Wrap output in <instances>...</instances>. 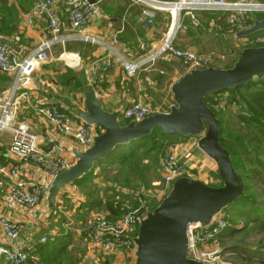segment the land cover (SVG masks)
I'll return each mask as SVG.
<instances>
[{
	"label": "crops",
	"instance_id": "obj_1",
	"mask_svg": "<svg viewBox=\"0 0 264 264\" xmlns=\"http://www.w3.org/2000/svg\"><path fill=\"white\" fill-rule=\"evenodd\" d=\"M35 1L0 0V41L8 44L20 58L31 54L48 35L42 14L31 10ZM53 1L61 20H66V5L62 0ZM90 1L96 3L95 10L89 25L81 32L105 40L116 37L118 43L115 48L127 61L135 62L161 44L169 25L167 14L155 12L149 24L150 16L142 14L144 7L141 4L130 0ZM198 16L202 21L215 20L219 28L211 30L196 27L187 20V29L177 32L173 45L200 54L208 59L212 67H228L220 65V58L230 57L228 60L234 61L238 42L234 34L227 31L225 18L217 13L206 12ZM253 19L254 16L249 17L250 21ZM105 56L103 48L84 41L54 46L32 74L30 83L14 98L17 109L15 121L28 126L29 131L37 137V145L41 150L51 145L57 146L60 151L56 155L61 156L69 166L76 161L75 152L83 151L85 146L74 136L55 130L39 109L56 105L72 118V129L75 131L77 125L83 123L77 115L85 112L83 88L89 84L103 108L109 112H118L120 119H124L122 112L135 102L148 106L154 113L167 112L173 104L170 88L187 71L185 63L166 54L158 58L150 68L138 69L133 76L127 75L117 59L112 60L111 67H100L94 74L92 67L95 64L101 66ZM10 84L11 75L0 71V96ZM95 129L96 133L101 132L97 126ZM10 138L8 131L0 135V215L17 222L21 231L17 239L10 240L0 229V245L27 249L36 245L42 235L51 237V241L63 235L68 236L69 240L59 264H127L132 259L131 249L106 248L87 240L82 232L92 219L117 218L106 209L107 203H121L122 210L128 209L127 202L135 203L132 191L126 185H117L104 179L105 172H118L109 168L107 170V167L114 161L119 163L124 148L118 147L117 152L97 162L91 172L79 180L84 181L81 186L74 182L64 187L51 210L47 207L45 192L36 208H26L3 200L12 181L9 171L16 167L19 178L25 183L41 184L46 186V190L52 179L39 166L25 162L11 153ZM191 147L188 141L178 145L174 152L180 157L186 154L185 160H182L183 165L200 170L203 172H200L201 175L206 176L207 173L198 166L203 156H199ZM195 179L204 180L202 176Z\"/></svg>",
	"mask_w": 264,
	"mask_h": 264
},
{
	"label": "built area",
	"instance_id": "obj_2",
	"mask_svg": "<svg viewBox=\"0 0 264 264\" xmlns=\"http://www.w3.org/2000/svg\"><path fill=\"white\" fill-rule=\"evenodd\" d=\"M62 1L66 5V20L64 21L57 14L53 0H36L32 5L31 10L39 12L45 19L48 35L31 54L20 58L8 44L0 41V71L11 75L10 86L0 96V135L3 131H8L11 135L10 152L25 162L39 166L50 175L51 179L66 169V162L61 156L56 155L58 150L60 151L57 146L51 145L46 150H41L37 145V137L29 131L28 126L23 122L15 121L17 109L14 98L30 83L32 74L40 62L47 58L54 46L84 41L103 48L106 56L101 66L95 64L92 67L94 74L100 67L104 69L111 67L112 60L117 59L127 75L133 76L138 69L150 68L158 58L166 54L185 63L187 70L190 68L204 69L210 66L208 59L190 49L176 48L173 45L177 32L187 29V20L196 27L217 30L218 22L213 19L202 21L198 16L202 12L217 13L225 18L227 31L234 34L237 30L249 27V17L264 15V0H130L144 7L142 14L150 16L149 24L152 23L155 12H162L169 16V25L158 48L135 62H129L116 50L115 46L118 43L116 37L105 40L81 32L89 25L96 3L90 0ZM246 39L248 46L264 45V36L254 34ZM39 112L45 115L55 130L74 136L84 146L92 144L91 133L96 130V127L80 123L73 131L72 118L58 109L56 105L41 108ZM153 113L154 111L148 106L135 102L124 110L122 116L124 120L139 122ZM159 165L162 170V181L168 188L176 179L188 176L186 172L184 173V166L172 153L164 154ZM9 175L12 181L3 195V200L26 208L36 207L41 201L46 186L25 183L19 178L16 167L9 171ZM137 200L139 203L134 209L114 220L106 217L90 220L82 230L85 238L106 248H120L129 251L132 248L131 233L145 206L143 199ZM227 227L228 224L222 217L213 222L204 232L199 231L200 228L197 225L188 224L186 226L189 238L187 256L201 262H209L207 260L210 254L205 251L197 252V247L217 237ZM0 229L6 238L15 240L20 234L21 226L0 215ZM46 241L47 236L42 235L36 245ZM36 245L27 249L0 245V264H26L29 260L36 261L38 258L34 253Z\"/></svg>",
	"mask_w": 264,
	"mask_h": 264
},
{
	"label": "water",
	"instance_id": "obj_3",
	"mask_svg": "<svg viewBox=\"0 0 264 264\" xmlns=\"http://www.w3.org/2000/svg\"><path fill=\"white\" fill-rule=\"evenodd\" d=\"M259 31H264V18H254L249 27L237 30L234 35L245 38ZM262 78L264 45L245 47L231 66L187 70L170 88L173 104L167 112L153 113L139 122L128 120L125 124H120L118 112L103 108L91 85H85V112L77 116L83 124L97 126L101 132L94 130L92 144L75 152L76 161L70 166L66 164V169L52 178L45 191L47 207L51 210L64 187L90 173L116 146L129 145L149 135L154 128L167 135L195 137L199 151L215 163L222 185L210 186L187 176L176 179L154 208L144 206L137 219V234L130 237L131 256L132 264H205L187 256L186 226L209 228L224 208L244 194L245 182L233 166L228 149L221 144L219 119L204 100L220 91L235 92L237 87Z\"/></svg>",
	"mask_w": 264,
	"mask_h": 264
},
{
	"label": "rangeland",
	"instance_id": "obj_4",
	"mask_svg": "<svg viewBox=\"0 0 264 264\" xmlns=\"http://www.w3.org/2000/svg\"><path fill=\"white\" fill-rule=\"evenodd\" d=\"M254 18L261 19L264 18V15H255ZM251 23L252 21L249 22V26ZM256 34L264 36V31H259ZM233 36L235 37V35ZM235 40L238 42L237 57L241 49L248 47V42L246 37H236ZM229 58H220V65L231 66L233 61H229ZM67 73L69 72L67 71ZM260 90H264V78L254 79L248 87H241L236 89L235 92L224 90L209 98L208 107L216 112L219 120L222 121V128L231 134H238L241 138L244 137L241 143L243 149L233 151V155L239 166L236 168L242 175L245 174L246 176L245 184L247 188L245 190V200L240 203L235 202L224 208L214 221L216 222L217 219L222 217L227 222L228 227L217 237L205 241L197 247V252L205 251L210 254L207 260L209 262L204 261L205 264H264V223L259 222V220L264 221V143L255 141L254 132L247 130L244 126V122H249L252 125L259 122H255L258 119L257 115L248 112L242 101V99L248 100L250 97L258 96ZM249 105L255 108L253 103H249ZM250 110L252 111V109ZM118 120L120 124H125V121H128L120 118ZM170 136L176 137L164 138L158 135L159 147L148 154L145 153L147 146L140 149L137 147L138 142H132L131 146L123 145L124 151L121 159L118 160L119 163L114 161L109 163L107 167V170L109 168V170L118 172L116 174L105 172L104 179L115 182L117 185L123 183L132 191L131 196H134V200L141 198L145 200V205L154 208L170 189L162 181V170L159 165L161 157L169 152L176 155L174 150L177 146L190 141L193 151L197 152L199 156H203L205 163L202 160L198 163V166L199 168L202 167L207 174L203 176L200 173L202 171L183 165L186 154L181 157L176 155L178 161L184 166V173L186 172L187 177L192 179L202 176L203 181L210 186L222 185L215 163L196 147L197 138ZM245 136H248L250 141H247ZM146 145L149 146L147 142ZM117 148L116 146L112 152H117L119 150ZM112 152L109 154H112ZM132 171L135 173L132 174ZM126 175L129 176L124 178ZM127 203L128 209H124L120 216L135 208L130 202ZM254 218H256L255 221ZM199 231L204 232L207 229H199ZM136 234L137 224L131 235L136 236ZM34 256L36 257V255ZM29 261V264H41L40 258H37L34 262ZM133 261L134 257L132 256L127 264H132Z\"/></svg>",
	"mask_w": 264,
	"mask_h": 264
},
{
	"label": "trees",
	"instance_id": "obj_5",
	"mask_svg": "<svg viewBox=\"0 0 264 264\" xmlns=\"http://www.w3.org/2000/svg\"><path fill=\"white\" fill-rule=\"evenodd\" d=\"M250 22V20L248 21ZM252 83V82H251ZM251 83L244 85V86H249ZM244 86H239L236 89H239L241 87ZM235 89V90H236ZM210 97H208L207 99L204 100V103L208 105L209 103V99ZM243 105L245 106L246 110H248V112L257 115L258 119H256V123L257 121L259 122L256 125H252L249 122H244V126L246 127L247 130L254 132V140L258 141V142H262L264 143V90H260L258 96L255 97H250V99L248 100H243ZM249 103H253L254 107H251L249 105ZM209 106V105H208ZM252 109V111L250 110ZM215 112V111H214ZM216 117L218 118V115L215 112ZM219 119V118H218ZM244 121V120H242ZM219 124H220V136L222 137V142L221 144L226 147L229 151L230 157H231V161L233 166L239 167L237 165V162L234 158L233 155V151L235 150H239V149H243L241 146L242 140L244 137H239L238 134H231L227 131H225L222 128V121L219 120ZM160 135L161 137L167 138L170 135H167L161 131H159L157 128H154L151 133L135 142H138L137 147H139L140 149H143V147H146V151L145 153L148 154L151 151H154L155 149H157L158 146V142H157V136ZM247 141H250V138L248 136H245ZM146 142L148 145H146ZM132 145V143H131ZM129 144V146H131ZM133 156V154H131ZM236 170H238L236 168ZM86 176V175H85ZM244 177V182L246 180V176L245 174H243ZM83 178V177H82ZM81 180V179H79ZM76 180L75 183L79 186H81V184H83L84 181H79ZM247 186L245 184V190H246ZM245 190H244V194L236 201V202H242L245 200L246 198V194H245ZM134 204L133 206H137L138 205V200H134ZM106 209L109 211V213L111 215H114L115 217L120 216V213L123 212L124 210L121 209V203H116L113 204L112 203H107L106 204ZM256 218H254L255 221ZM258 221V220H257ZM259 222L264 223L263 220H259ZM68 236H61L60 238L56 239L55 241H51L49 240L47 243H39L35 246V254L37 255L38 258H40L41 260V264H59L61 261V256H63V254H65V250H66V244L68 243ZM30 262V261H28ZM27 262V263H28ZM26 263V264H27ZM29 264V263H28Z\"/></svg>",
	"mask_w": 264,
	"mask_h": 264
}]
</instances>
